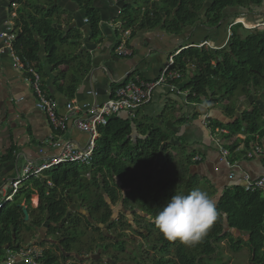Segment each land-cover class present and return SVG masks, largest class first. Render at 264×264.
Returning a JSON list of instances; mask_svg holds the SVG:
<instances>
[{"label": "trees", "instance_id": "16d2710c", "mask_svg": "<svg viewBox=\"0 0 264 264\" xmlns=\"http://www.w3.org/2000/svg\"><path fill=\"white\" fill-rule=\"evenodd\" d=\"M66 1L74 3L84 13L92 40H95L99 35L100 18L93 7V0ZM141 1V5L124 7L117 17L116 21L122 24L121 33L134 29V34L136 30H152L158 25L174 36L182 35L185 29L193 27L205 33L204 38L196 36L186 42L173 58L170 71L178 72L179 78L168 84L177 87L186 82L187 103L202 106L204 112H208L206 131L214 133L218 130L223 147L230 152L228 163L242 159L248 161L246 156L255 149L258 138L264 139V100L262 110L254 105L250 111L239 114L234 97L239 94L246 99L253 93L264 92V26L244 29L242 24L231 21L240 17L239 12L262 8L264 0ZM17 2L18 21L15 25L18 34L12 44V55L22 63L30 64L40 78H46L39 60L43 51L47 67L52 72H58L53 87L59 95L73 99L79 79L89 71L91 63L90 54L83 51L77 53L82 34L70 27L71 18L65 12L51 7V0ZM225 12L231 13V16L225 17ZM227 17L231 18V23L224 29L225 32L228 30L224 46L214 44L213 47L219 50L198 47L212 42L210 33L220 30ZM255 22L258 21H246V24ZM61 25L66 31L55 27ZM138 81L146 82L141 77L130 75L123 85ZM121 114L109 118L105 126L98 127L96 150L89 165L63 164L31 176L21 184L12 201L2 206L0 261L4 259L6 247L12 250L15 244L25 245V238L29 242L34 240L36 231L40 247L55 245L60 256V260L56 261L53 257L42 255L36 264H64L73 252L83 256L91 253L95 246L94 240L84 246L78 229L84 235L92 228L100 242L99 248L102 246L101 241L105 239L101 230L94 228L92 223L106 224L109 230L114 229L109 211L112 203L121 201L128 212L136 207L154 220L161 207L177 191L187 194L199 188L204 181L210 186L206 187V192L215 200L219 213L216 222L194 246L184 245L179 240L170 241L154 223L143 222L147 233L157 234L156 241L161 245L160 255L152 263L209 264L220 249V243L226 242L235 253L246 249L253 264H264L262 193L247 191L243 183L229 178V171L222 166L217 171L213 169L211 176H204L202 170L199 171L203 163L200 155L198 161H193L197 153L195 150L187 151L184 142L174 146L173 135L159 125L162 118L150 120ZM172 150H180L178 159ZM8 156L7 160L13 154L9 152ZM255 156L264 169V150ZM250 176L253 180L262 177L253 173ZM121 187L125 189L124 193L118 191ZM33 196L38 198L36 207L31 203ZM20 204L26 206L29 214L26 223L21 209L17 207ZM73 205L82 213L68 215ZM105 250L123 252L124 245L106 244Z\"/></svg>", "mask_w": 264, "mask_h": 264}, {"label": "crops", "instance_id": "0c3cea01", "mask_svg": "<svg viewBox=\"0 0 264 264\" xmlns=\"http://www.w3.org/2000/svg\"><path fill=\"white\" fill-rule=\"evenodd\" d=\"M17 1L0 0V202L9 195L11 182L22 175L29 163L36 168L58 155L59 149L51 145L57 137L60 140L70 141L78 147H84L89 138L70 123L67 124L64 133L57 135L45 115L35 108V97L27 81V74L14 65L12 52L5 47L8 38L13 42L17 38L18 31L15 25L18 21ZM24 1L22 0L21 4ZM138 2L139 0H93V7L99 15L100 23L99 35L92 40L90 26L84 22L86 20L84 13L74 3L66 0H51V7H58L65 12L71 18L70 27L79 30L82 34L77 53L83 51L91 55L89 71L79 79L73 99L68 100L59 95L53 87L58 72H52L51 68L47 67L46 56L43 51L40 52L39 60L46 73V78H41L42 86L45 93L57 101L59 116L65 114V104L70 101L78 107H89L105 102L112 88L122 86L130 75L141 77L146 82H154L166 66L168 58L177 51L178 46L182 47L186 40L196 38L193 34L191 36L184 32L179 36L168 34L161 25L152 30H136L134 34L132 29L127 46L133 52V56L127 59L117 58L114 49L119 36L112 23L118 22L116 19L124 7L134 6ZM55 27L66 31L62 25ZM2 34L6 35V38H1ZM185 84L184 81L178 84L176 92H170L165 85L158 87L152 95L151 103L137 110L134 115L150 120L162 118L159 125L166 133L173 135L171 139L173 144H182V142L186 144L187 141H191L189 145L197 152L195 157L200 155L203 161L199 171L202 170L204 176L206 174L211 176V171L213 169L216 171L217 166L218 151L214 139H218V136L212 133L210 138H206L208 136L201 125L205 115L204 107L186 104ZM261 104L263 105V102ZM194 114L196 117H193ZM79 116L85 119L86 114L81 112ZM192 138L202 139V142H196ZM189 145L186 144L188 147ZM39 149L42 150L40 154ZM9 152L13 156L7 160ZM239 163L242 170L248 174L264 176V169L260 166L257 157L248 161L242 159ZM34 201L36 202L33 203ZM31 203L37 206V196L32 197ZM70 210L69 208L68 215L72 213Z\"/></svg>", "mask_w": 264, "mask_h": 264}, {"label": "built area", "instance_id": "2783aa9c", "mask_svg": "<svg viewBox=\"0 0 264 264\" xmlns=\"http://www.w3.org/2000/svg\"><path fill=\"white\" fill-rule=\"evenodd\" d=\"M262 25L264 26V24ZM112 27L116 30V32H119L118 34L120 35L117 39L118 44L114 49L116 57L121 59L132 57L133 52L127 46V41L131 37L132 30H125L121 33L122 24L120 22L112 23ZM1 38H6V35L2 34ZM12 44L13 41L8 38L7 42L5 43V47L11 51ZM202 46L203 44L199 45L198 47ZM176 54L169 57L166 66L160 72L158 79L154 82L138 81L136 84L129 82L111 92L105 102L93 104L89 107H78L70 101L65 104L66 112L62 116L57 114V101L45 93V90L41 85V78L39 74L33 70V67L30 64H24L17 57L13 56L14 65L19 70L27 74V81H29L35 97V108L45 115L52 130L62 134L66 131L67 124L70 123L75 129L87 134L89 138L84 147H78L70 141L60 140V138L57 137L51 145L53 148L59 149L58 155L50 158L45 164L36 168L33 167V164L29 163L24 168L22 175L18 176L17 179L11 182V192L0 202V208L19 192L20 185L31 176L38 175L44 170H48L63 164L89 165L96 150L95 143L99 137L98 127L105 126L109 118L121 113H125L130 117H134V114L137 110L148 106L151 103L154 91L163 85L167 86L170 92H176L177 87L168 84L179 78L178 72L170 71V68L173 65V58L176 56ZM81 112L86 114L85 119L79 116ZM205 119L206 118L203 119L204 127L206 126ZM214 145H217L216 147L218 149V162L225 165L228 169L235 168L237 162H234L233 164L228 163L227 158L229 157V151L220 145L216 138L214 139ZM38 151L39 154L42 153L41 149ZM257 154H261V149L256 145L253 153L248 154L247 157L251 159L253 155ZM198 160L199 159L197 157L193 159V161ZM229 177L234 178V174H230ZM235 178L237 182L244 184V187L247 191H260L264 200V177L253 180L249 175L241 174ZM41 256L42 254L34 251L30 245H13L12 250L6 251L4 259L0 261V264H36V261Z\"/></svg>", "mask_w": 264, "mask_h": 264}, {"label": "rangeland", "instance_id": "374dc122", "mask_svg": "<svg viewBox=\"0 0 264 264\" xmlns=\"http://www.w3.org/2000/svg\"><path fill=\"white\" fill-rule=\"evenodd\" d=\"M138 4L141 5L142 1L139 0ZM239 13L241 14L240 17H238L232 21H231V18L227 17L225 19V22L222 23L220 30L210 33L209 36H210V40L212 42L209 41L207 43L209 45H211L212 47L214 44H219V43L223 44V41H225L227 36H228V30H226V32L224 31V29H226V26L228 23H231V22H233V24L240 23V24H242V27L244 29H254V28L258 27L259 25L264 24V6L260 9L252 8L251 10L242 11ZM224 15H225V17L231 16V13L225 12ZM141 16H142V14L139 15V17H141ZM203 17H204V13L201 15V18H203ZM251 20H256L258 22L248 24L249 25L248 26L246 24V21H251ZM184 33H186L188 35L191 34V36L193 34L195 37L197 36L199 39L205 37V33L200 31L198 29V27L185 29ZM187 41L188 40H186L185 42H187ZM224 44H223V46H224ZM208 47H210V46H208ZM234 98H235L234 101H235L236 112L239 114L244 110L250 111L254 105L258 106L262 110V104L261 103L264 100V92L262 91V92H259L257 94L253 93L249 97L250 101L248 100V98L245 99L244 97H242L239 94H237ZM243 101H245V103H243ZM248 106H250V107L245 109V107H248ZM202 121H203V118L201 120V125L203 126L204 122L202 123ZM203 131H205V133L208 136L206 138H210L209 132H207L204 129H203ZM196 134L199 135V133H196ZM192 139H195V138H192ZM201 140H199L198 138L195 139L196 142L197 141L200 142ZM263 140L264 139H262L260 137V138H258L257 142H258L259 146L264 149V144H262ZM190 143H191V141L186 142L187 145H189ZM219 144L222 146L224 145L221 140L219 141ZM173 145L177 146L178 144L174 143ZM184 148L189 152L191 150H194V147H191L190 145H189V147L184 146ZM217 151H218V149H217ZM171 152L175 156H177V157H175L177 159H178V156L181 154L180 150H175V151L172 150ZM160 156H158V159L160 158ZM218 158H219V155L217 157V166L215 167V170L217 171L220 166L225 167L229 171V175L234 174V178H231L232 180L235 181L236 180L235 177L239 176L241 174L250 175L247 172H245L244 170H242L240 163H237L235 168L228 169L225 165L220 164L218 162ZM203 182L204 181H202V184L199 186V188H201V190L206 191V187L210 188V186H208V184L206 182H204V183ZM118 191L124 193L125 189L123 187H121L118 189ZM120 203H121V201L120 202L117 201V202L112 203L110 206V209H109L111 216H112L111 218H112V220L114 219L113 221L115 222V229L108 231L109 228H107L105 226H101V225H96V223L94 224V228H99V230L102 229L104 231V233H105L104 237L106 239V241H105L106 244H111L112 242L113 243L114 242L122 243L124 245L125 254H119L117 251L111 250V251L107 252L105 255H102L101 250L99 249V246H98V243L100 244V242H98L97 234L93 232V229L90 228L87 233H84V235L81 233V229H78L77 233L80 235L81 243H83L84 246H86L88 243H90L91 240H94L95 246L93 247L91 253L83 255V256H79L80 254H78L76 251L73 252L71 258H68L64 264H110V262H107V260H109V258L110 259L115 258L118 262H122L123 260H126L127 264H130V260H131V264H137V263L138 264L139 263L140 264H153L152 260L159 256L158 252L156 250L154 251L150 246H148L146 240L142 239V237L137 236L133 232L134 231L133 227L136 226L135 223H141V225L143 226L145 224L143 222H149L150 218L147 217L142 211H140L136 207H133V211L128 212L123 208V204L121 205ZM32 206H34V205L32 204ZM73 210H74V208H73ZM70 212H72V210H70ZM75 212L77 213V211H75ZM141 220H143V221H141ZM113 226H114V224H113ZM102 230H101V232H102ZM36 233L37 232L35 231L36 238L34 240H31L30 242H29L28 238H25V245L24 246L30 245L32 247V249H34V251L41 253L43 256L53 257L54 260H56V261L60 260V256L57 253L56 248L54 247L55 245L54 246L44 245L43 247H40L39 244H41V241L39 240V237L37 236ZM118 236H120V237H118ZM156 238H157V234H155L154 237H152V239L155 241L154 245H157ZM219 248L220 249L217 250V252L212 256V259H211V261H209V264H253L252 260L250 258V255L246 249H242L241 251L235 253V252L230 250L229 244H227L226 242L220 243ZM92 255L94 257H91ZM113 256H115V257H113ZM102 258H104V260H105L104 262H102ZM218 259L220 260V263L218 262ZM143 260H145L144 263L142 262Z\"/></svg>", "mask_w": 264, "mask_h": 264}, {"label": "clouds", "instance_id": "9594fccd", "mask_svg": "<svg viewBox=\"0 0 264 264\" xmlns=\"http://www.w3.org/2000/svg\"><path fill=\"white\" fill-rule=\"evenodd\" d=\"M259 26H263V25L261 24ZM206 45L210 46V48H212L213 50L216 49L211 45H209L207 42L203 43V46ZM181 49H183V46L181 47ZM181 49H177L176 53L178 54ZM176 53H173L172 55ZM186 104L190 105L187 103V101ZM190 106L195 107V105H190ZM249 107L250 106L245 107V109ZM204 113L205 115L203 119L208 118V112L205 111ZM205 123H206V119H205ZM206 126L205 127L203 126L205 130L207 129ZM221 132H225V131H221ZM217 133L218 130H216L213 134H217ZM217 140L220 141L219 137ZM256 145L259 146L258 143L255 144V146ZM260 149L262 153L264 149L261 147ZM252 153L253 151L249 152L248 154H252ZM229 156H230V152H229ZM254 157L256 156L253 155V157L249 159L246 156L248 160H252ZM197 158L199 159V157ZM218 215L219 213L216 209L215 200L210 196V194L204 190H201L200 188H194L187 194L177 191L174 195H172L170 199L167 200V202L161 207V209L155 215L153 222L157 227V229L163 234V236L166 239L170 241L179 240L181 243L185 245L194 246L195 244L200 242L202 238L207 234L208 229L214 224V222H216Z\"/></svg>", "mask_w": 264, "mask_h": 264}, {"label": "flooded vegetation", "instance_id": "af4514ba", "mask_svg": "<svg viewBox=\"0 0 264 264\" xmlns=\"http://www.w3.org/2000/svg\"><path fill=\"white\" fill-rule=\"evenodd\" d=\"M121 205H122V202L120 203ZM111 206V205H110ZM73 208H74V210L72 211L73 213L75 212V211H77V213H82V211H80L79 209H78V207L77 206H72ZM110 220L113 222V224H114V229H115V222L112 220V218L110 217ZM154 220L153 219H149V222L148 223H154L153 222ZM94 224L95 223H93V226H94ZM136 224V226L135 227H133L134 228V233L137 235V236H139V237H142V239H144V240H146L147 241V245L148 246H150L154 251L156 250L157 252H158V254L160 255V246L161 245H159V243H157V245H154V240L152 239V237H154V235H152V234H154V233H152V234H148L147 233V231L144 229V227L141 225V223H135ZM96 225H100V224H96ZM101 226H105V227H107V225L106 224H101ZM108 228V227H107ZM110 229V228H109ZM108 229V231H110ZM102 230V229H101ZM103 231V230H102ZM102 233V232H101ZM102 236H103V238L105 239V237H104V234L102 233ZM150 236H152V237H150ZM118 237H120V236H118ZM105 241H106V239L104 240V241H101V248H99L100 250H101V254L102 255H105L107 252H106V250H105V245H106V243H105ZM112 244H118V246H120V245H122V243H118V242H112ZM156 247V248H155ZM115 251H117L119 254H125V249H124V251L123 252H119V251H121V250H115ZM101 255V256H102ZM113 257H115V256H113ZM106 259V258H105ZM115 258H113V259H110L109 258V260H107V262H110V264H127V262L125 261V263L122 261V262H115ZM105 260H104V258H102V262H104ZM129 262V261H128ZM130 264H131V260H130Z\"/></svg>", "mask_w": 264, "mask_h": 264}, {"label": "water", "instance_id": "95a60500", "mask_svg": "<svg viewBox=\"0 0 264 264\" xmlns=\"http://www.w3.org/2000/svg\"><path fill=\"white\" fill-rule=\"evenodd\" d=\"M178 49H181L180 46H178ZM215 50H219L218 48H216ZM248 100L250 101V99L248 98ZM18 208L21 209L22 211V214H23V221L26 223L28 222L29 220V214H28V211H27V208L24 204H20V205H17ZM70 209L72 210L73 207L71 206ZM47 226V223H45L44 227ZM102 233L105 235L104 231H102ZM6 249L8 250V247H6ZM93 257V256H92Z\"/></svg>", "mask_w": 264, "mask_h": 264}, {"label": "bare ground", "instance_id": "6f19581e", "mask_svg": "<svg viewBox=\"0 0 264 264\" xmlns=\"http://www.w3.org/2000/svg\"><path fill=\"white\" fill-rule=\"evenodd\" d=\"M36 201H34L33 203H35Z\"/></svg>", "mask_w": 264, "mask_h": 264}]
</instances>
